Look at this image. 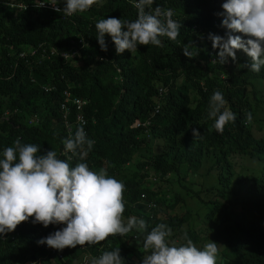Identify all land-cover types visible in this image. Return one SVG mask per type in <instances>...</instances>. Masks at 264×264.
<instances>
[{
	"label": "clouds",
	"instance_id": "obj_1",
	"mask_svg": "<svg viewBox=\"0 0 264 264\" xmlns=\"http://www.w3.org/2000/svg\"><path fill=\"white\" fill-rule=\"evenodd\" d=\"M129 1L138 9L137 19L110 17L95 24L101 51H108L106 36L111 38L117 55L125 51L134 55L138 46L163 47L162 37L177 40L181 24L173 19L172 9H153L155 0ZM98 2L63 0L64 6H59L61 0H32L29 5L66 19L89 11ZM221 18L227 33L223 37L210 33L208 37L213 49L218 50L217 60L212 57L211 62L219 68L198 79L200 90H195L190 106L191 113L209 126L202 157L194 162L196 178L187 179V168L172 164L171 159H155L144 141L134 155L126 150L116 160L110 158L104 166L107 171L90 169L82 161L110 116H89V99L75 94L71 90L75 88L68 83L60 91L58 101L59 118L67 135L62 141L67 160L59 158L54 150L41 154L38 145L21 143L19 138L0 153V240L21 223L31 221L50 234L37 242L43 252L30 264H248L236 236L248 234L253 228L247 204L264 200V142L255 140L250 128L264 126V87L253 89L256 103L252 113L238 111L239 101L228 99L226 81L233 61L243 52L250 64L241 67L259 73L264 66V0H217L211 19L216 24ZM193 49L191 42L184 45L183 55L193 59L198 55ZM45 53L36 48L30 56L20 53L19 59L38 61L40 57L44 59ZM50 55L57 58L53 51ZM240 60L239 57L238 65ZM133 66V60L125 62V68ZM214 76L220 81L210 86L206 79ZM111 77L120 83L123 80L122 68L117 63ZM48 80L53 83L35 84L48 93L56 89V80ZM185 83L193 89L197 87ZM16 111L6 110L0 117L8 121ZM236 118L249 128L253 145L247 147L234 136L232 124L237 123ZM150 123V118H135L125 127L132 129ZM193 136L202 138L196 129ZM231 140L235 142L229 145ZM218 150L227 151V156L217 154ZM73 156L81 161L75 166L69 163ZM111 173L121 175L117 179ZM209 174L224 193L222 201L207 196L204 179ZM196 179L203 186L196 184ZM160 182H165L166 187L161 189ZM190 184L200 191L189 190ZM186 193L191 196L189 204H183ZM180 204L183 210L174 212L173 208ZM126 235L142 248L127 262L119 249L112 250L117 239Z\"/></svg>",
	"mask_w": 264,
	"mask_h": 264
},
{
	"label": "trees",
	"instance_id": "obj_2",
	"mask_svg": "<svg viewBox=\"0 0 264 264\" xmlns=\"http://www.w3.org/2000/svg\"><path fill=\"white\" fill-rule=\"evenodd\" d=\"M31 1L0 0V116L6 110L17 109L8 121L0 117V153L13 146L19 138L21 143L38 145L41 154L54 150L59 158L67 160L62 143L67 135L59 118L58 101L60 91L69 83L75 88H71L75 94L89 99V116L97 113L110 116L103 123L93 148L82 161L90 169L98 171L104 168L107 171L104 166L110 158L116 160L126 150L134 155L144 141L155 159H171L172 164L185 167L186 172L194 175V162L202 157L209 126L191 113L190 106L195 90H200L198 79L219 68L211 62L212 57L217 60L218 50L213 49L209 34L223 37L227 33V29L221 26L222 18L216 24L211 19L217 0H155L153 9L160 6L173 10V19L181 24L180 35L176 41L162 37L163 47L138 46L134 55L128 51L117 55L108 36L105 37L108 51H101L95 29L100 19H137L138 9L129 0H100L89 11L66 19L45 8H30ZM58 5L64 6L63 0ZM190 42L193 50L198 51L193 59L183 55L184 45ZM36 48L47 51L44 59L40 57L33 62L30 58H27L29 61L19 59L20 53L30 56ZM50 51L57 58H53ZM100 57L102 60L98 59ZM238 58L229 68L226 81L228 99L239 101L238 111L252 113L256 103L253 89L264 87V66L259 73L246 67L239 71ZM129 59L133 60L134 66L125 68ZM114 63L122 68L121 83L111 77ZM49 78L56 80V89L45 93L35 83H53ZM185 81L196 84V89L189 87ZM206 81L213 86L220 79L214 76ZM159 88L165 90L162 95L164 102L160 111L153 114L151 104L159 97ZM135 118H150L151 123L127 129L125 125ZM236 122L232 124L235 126L234 136L242 139L247 147L253 145L249 128L238 118ZM193 129L198 130L202 138L195 139ZM217 154L227 156V151L218 150ZM77 162H81L78 156H73L69 163L75 166ZM120 175L111 173L117 179ZM209 175L212 181L209 176L204 179L207 196L221 200L224 193L215 184L212 174ZM194 182L203 186L198 179ZM188 189L200 191L193 184L188 185ZM247 206L253 228L248 234L232 235L243 246L248 264H264V200ZM36 227L39 230L34 229ZM49 234L40 224L33 226L31 221L21 223L14 232L0 240V264L33 263L43 252L37 242ZM130 240V235L119 237L112 248L120 250L125 262L142 250Z\"/></svg>",
	"mask_w": 264,
	"mask_h": 264
},
{
	"label": "rangeland",
	"instance_id": "obj_3",
	"mask_svg": "<svg viewBox=\"0 0 264 264\" xmlns=\"http://www.w3.org/2000/svg\"><path fill=\"white\" fill-rule=\"evenodd\" d=\"M241 58L240 63L238 65V69L243 70L244 67H241L242 65L245 64H250V58L247 57V55L243 52L241 53V56H239ZM228 61V60H227ZM165 92L164 88H159L158 89V95L159 97L156 99L155 103L151 104V109L153 114H156L160 111L162 104L164 102L162 95ZM174 110H176L175 107H173ZM261 118H262V113H261ZM251 129L254 130V134H253V138L255 140H259V141H263L264 142V126H250ZM188 141L191 143V140L188 139ZM235 140H231L229 145L234 144ZM197 176V174H195L194 176H192L191 174L187 176V179H195ZM161 189H163L164 187H166V183L165 182H160L159 183ZM191 203V196L186 193L184 196V200H183V204H189ZM183 204H180L178 206H175L173 208L174 212H181L183 210Z\"/></svg>",
	"mask_w": 264,
	"mask_h": 264
},
{
	"label": "built area",
	"instance_id": "obj_4",
	"mask_svg": "<svg viewBox=\"0 0 264 264\" xmlns=\"http://www.w3.org/2000/svg\"><path fill=\"white\" fill-rule=\"evenodd\" d=\"M50 7H52L50 4H49ZM58 7V6H57ZM53 8V7H52Z\"/></svg>",
	"mask_w": 264,
	"mask_h": 264
},
{
	"label": "bare ground",
	"instance_id": "obj_5",
	"mask_svg": "<svg viewBox=\"0 0 264 264\" xmlns=\"http://www.w3.org/2000/svg\"><path fill=\"white\" fill-rule=\"evenodd\" d=\"M176 219H179V218H176ZM202 227V226H201Z\"/></svg>",
	"mask_w": 264,
	"mask_h": 264
}]
</instances>
